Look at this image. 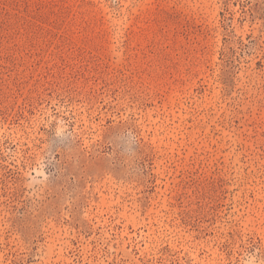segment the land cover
<instances>
[{"label": "rangeland", "instance_id": "obj_1", "mask_svg": "<svg viewBox=\"0 0 264 264\" xmlns=\"http://www.w3.org/2000/svg\"><path fill=\"white\" fill-rule=\"evenodd\" d=\"M0 264H264V0H0Z\"/></svg>", "mask_w": 264, "mask_h": 264}]
</instances>
